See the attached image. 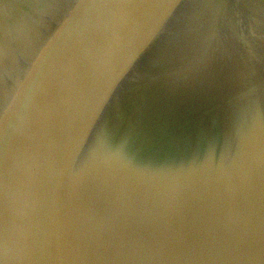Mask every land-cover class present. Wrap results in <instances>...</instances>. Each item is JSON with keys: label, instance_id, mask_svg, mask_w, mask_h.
Here are the masks:
<instances>
[{"label": "water", "instance_id": "water-1", "mask_svg": "<svg viewBox=\"0 0 264 264\" xmlns=\"http://www.w3.org/2000/svg\"><path fill=\"white\" fill-rule=\"evenodd\" d=\"M0 264H264V0H0Z\"/></svg>", "mask_w": 264, "mask_h": 264}]
</instances>
